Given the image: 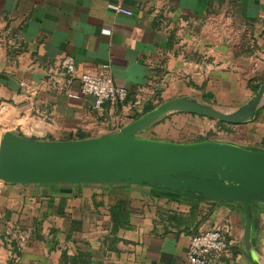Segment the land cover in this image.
<instances>
[{
	"label": "crops",
	"instance_id": "crops-1",
	"mask_svg": "<svg viewBox=\"0 0 264 264\" xmlns=\"http://www.w3.org/2000/svg\"><path fill=\"white\" fill-rule=\"evenodd\" d=\"M65 56L75 58L79 74L109 71L128 99L95 108L78 79L66 85ZM263 82L264 0H0V127L25 137L99 136L135 120L147 104L181 95L236 109ZM197 118L211 119L173 112L143 135L208 140L197 139L210 130L180 137L178 122ZM252 127L257 140L229 136ZM213 131L219 137L211 140L264 150V99L255 119ZM120 203L127 221L115 230L111 207ZM253 209L252 243L264 263V203ZM244 225L240 203L145 185L0 180V264H188L190 238L212 227L227 233L230 248L210 264H257L243 249ZM19 227L30 232L23 245Z\"/></svg>",
	"mask_w": 264,
	"mask_h": 264
},
{
	"label": "water",
	"instance_id": "water-1",
	"mask_svg": "<svg viewBox=\"0 0 264 264\" xmlns=\"http://www.w3.org/2000/svg\"><path fill=\"white\" fill-rule=\"evenodd\" d=\"M264 82L238 108L227 111L194 95L167 99L117 131L95 137L52 141L0 127V180L20 184H136L203 200L240 203L245 225L242 246L254 250L255 203H264V150L221 140L176 142L143 135L173 112H187L229 124L256 118Z\"/></svg>",
	"mask_w": 264,
	"mask_h": 264
},
{
	"label": "built area",
	"instance_id": "built-area-1",
	"mask_svg": "<svg viewBox=\"0 0 264 264\" xmlns=\"http://www.w3.org/2000/svg\"><path fill=\"white\" fill-rule=\"evenodd\" d=\"M117 13L131 15L132 11L126 9L120 4L111 3L109 5ZM65 69L66 85H71L75 79L80 82V95H91L94 98V107L101 108L102 105L109 101L112 104L123 103L128 99L129 89L117 85L113 75L107 71L100 72H77L76 60L72 56H65L61 61ZM77 98L78 94H70ZM137 104L140 101L136 102ZM15 239L20 245H23L28 239L30 232L28 230L17 228ZM230 248L227 233L219 227H212L192 235L186 251L188 264H210L211 261L219 255L227 253ZM18 260V259H17Z\"/></svg>",
	"mask_w": 264,
	"mask_h": 264
},
{
	"label": "rangeland",
	"instance_id": "rangeland-1",
	"mask_svg": "<svg viewBox=\"0 0 264 264\" xmlns=\"http://www.w3.org/2000/svg\"><path fill=\"white\" fill-rule=\"evenodd\" d=\"M253 92L254 89H253ZM254 94V93H253ZM223 110H227V111H232L234 109L231 108H222ZM189 121L191 122H187L182 124V122H186V120H180V122H178L179 125L182 126V128H179L181 130L180 133V137L181 138H189V139H193L196 138V136L199 135H205L209 130H213L217 128V124H216V120L213 119H207V118H197V120L193 121L189 119ZM215 131H210L208 134L215 136L214 134H216L217 132ZM201 133V134H199ZM217 137H219L218 133L216 134ZM229 136H237V137H241V138H245L248 141H254L257 140L261 137V135L259 134V132L257 133L255 131V128L252 127L251 129H249V131L247 132H243V130H239L238 134H233V135H229Z\"/></svg>",
	"mask_w": 264,
	"mask_h": 264
},
{
	"label": "trees",
	"instance_id": "trees-1",
	"mask_svg": "<svg viewBox=\"0 0 264 264\" xmlns=\"http://www.w3.org/2000/svg\"><path fill=\"white\" fill-rule=\"evenodd\" d=\"M161 102L163 101H160L159 103L157 104H154V103H149L145 106L144 108V111L143 113L145 112H148L149 110L153 109L154 107H156L158 104H160ZM212 119V118H211ZM215 120V119H213ZM217 122V125L219 127V129H225V128H228V126L230 125L229 123H226V122H222V121H218L216 120ZM210 131H213V130H210ZM209 131V132H210ZM208 132V133H209ZM217 132V131H215ZM214 132V133H215ZM206 134V136H200L197 140H200V139H215L217 138L216 134H214L215 136H212L210 134ZM121 203L120 204H116L114 206L111 207V214H112V219L114 221V229L116 230L118 228L119 225H124L127 221V218H126V213H123L122 212V207H121Z\"/></svg>",
	"mask_w": 264,
	"mask_h": 264
},
{
	"label": "bare ground",
	"instance_id": "bare-ground-1",
	"mask_svg": "<svg viewBox=\"0 0 264 264\" xmlns=\"http://www.w3.org/2000/svg\"><path fill=\"white\" fill-rule=\"evenodd\" d=\"M2 129H6V128H4V127H1Z\"/></svg>",
	"mask_w": 264,
	"mask_h": 264
}]
</instances>
